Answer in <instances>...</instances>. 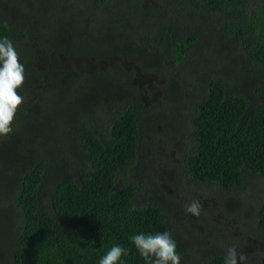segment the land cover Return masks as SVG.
<instances>
[{
  "label": "trees",
  "instance_id": "obj_1",
  "mask_svg": "<svg viewBox=\"0 0 264 264\" xmlns=\"http://www.w3.org/2000/svg\"><path fill=\"white\" fill-rule=\"evenodd\" d=\"M5 36L26 70L19 94L35 99L0 137L11 221L0 228V264H98L114 245L129 250L119 264H147L131 236L165 231L181 264H224L217 254L192 258L167 211L142 206L141 187L122 174L141 156V103L150 96L139 80L151 77L173 100L166 117L189 112L191 184L231 193L264 178V0H0ZM63 58L82 65L64 70ZM73 90L65 121L77 144L56 153L63 166L33 143L37 129L51 135L48 112L60 111L49 95L61 102ZM258 224L264 232V203Z\"/></svg>",
  "mask_w": 264,
  "mask_h": 264
},
{
  "label": "rangeland",
  "instance_id": "obj_2",
  "mask_svg": "<svg viewBox=\"0 0 264 264\" xmlns=\"http://www.w3.org/2000/svg\"><path fill=\"white\" fill-rule=\"evenodd\" d=\"M62 64L64 70L82 65L71 58H63ZM139 85L149 89L147 93L150 97H144L141 103V118H147V121L141 122L142 149L137 165L129 167L122 174L125 184L141 187L137 199L144 204L142 206L155 204L167 211L174 235L183 237L187 244L192 243L193 247L189 250L192 258L201 260L205 254L224 257L225 249L235 246L238 252L247 256L246 264H264V232L258 224V215L264 203V178L247 181L242 189L231 193H224L213 185L191 184L184 168V161L192 146L190 135L193 127L189 112L179 108L182 112L176 118L166 117L167 112L174 109L166 86L151 77L139 80ZM74 91L66 94V99L61 102L60 95H49L48 98L53 97V105L58 103L55 106H60V111L48 112L51 135L43 136L41 130L35 131L33 147L38 152L42 151L41 144L54 151L51 155H56L60 148L66 151V147H71V150L72 145L77 144L73 140L77 130L71 126L72 122H66L68 106L76 104L79 97ZM34 99L32 94L27 95L22 107L29 106ZM108 130L107 123L99 132L104 138H109ZM55 155L51 160L63 165V155H56V159ZM76 157L73 159L78 162ZM48 190L47 187L43 196L45 207L49 206ZM5 193L0 186L1 229L11 223L6 221L8 214H5L6 207L2 202ZM192 200L199 201L201 205L199 216L185 212V205ZM138 205L136 202L135 206Z\"/></svg>",
  "mask_w": 264,
  "mask_h": 264
},
{
  "label": "clouds",
  "instance_id": "obj_3",
  "mask_svg": "<svg viewBox=\"0 0 264 264\" xmlns=\"http://www.w3.org/2000/svg\"><path fill=\"white\" fill-rule=\"evenodd\" d=\"M25 66L20 55L8 37L0 38V137H7L14 131L13 125L18 111L24 104L19 89L26 80ZM201 205L192 200L185 205V212L199 216ZM131 243L147 264H181V255L177 251V242L170 232L138 233L130 238ZM129 250L120 245L112 246L103 255L98 264H119ZM247 256L238 252L235 246L225 249L224 264H246Z\"/></svg>",
  "mask_w": 264,
  "mask_h": 264
}]
</instances>
